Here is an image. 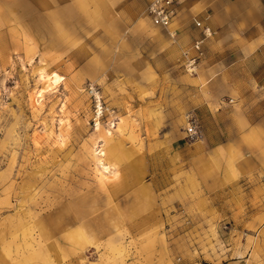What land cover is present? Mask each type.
<instances>
[{
	"label": "rangeland",
	"instance_id": "374dc122",
	"mask_svg": "<svg viewBox=\"0 0 264 264\" xmlns=\"http://www.w3.org/2000/svg\"><path fill=\"white\" fill-rule=\"evenodd\" d=\"M34 6L0 0V264H264L257 83L216 71L211 36L193 80L180 59L196 34L176 17L175 36L114 35L115 8L110 35H68V0ZM43 69L62 78L34 99ZM88 81L114 128L93 127Z\"/></svg>",
	"mask_w": 264,
	"mask_h": 264
},
{
	"label": "crops",
	"instance_id": "0c3cea01",
	"mask_svg": "<svg viewBox=\"0 0 264 264\" xmlns=\"http://www.w3.org/2000/svg\"><path fill=\"white\" fill-rule=\"evenodd\" d=\"M147 1L68 0V35H110L106 26L107 17L111 9L115 8V23L120 26L114 35H152L151 28L156 29L154 26L157 25L145 19L141 12ZM39 2L42 4L46 0H33L35 6ZM194 2L205 8L198 17H204L211 11L207 22L213 30L209 45L212 55L218 59L216 71L233 74L240 72V79L230 75L228 82L239 80L241 87H251L257 83L258 94L261 96L258 99L261 107L257 109L260 112L257 126L264 133V0H181L174 18L181 20L180 31L187 33V36L198 34L191 21ZM39 21L33 20V28L37 30L41 26L40 30L47 34L45 21ZM254 62L256 65L250 64ZM247 65L256 68L252 70ZM246 71L249 74L245 76ZM196 78L194 76L193 80ZM233 85L234 82L230 85L232 89ZM255 136L256 133L250 132L243 138L255 141Z\"/></svg>",
	"mask_w": 264,
	"mask_h": 264
},
{
	"label": "built area",
	"instance_id": "2783aa9c",
	"mask_svg": "<svg viewBox=\"0 0 264 264\" xmlns=\"http://www.w3.org/2000/svg\"><path fill=\"white\" fill-rule=\"evenodd\" d=\"M180 3V0H148L145 8V13L147 17L153 24L161 26L165 29L169 27L173 18L177 13V7ZM211 15L210 12H207L204 17L194 16L192 18L193 25L197 29V35L192 38L191 42L181 49V59L180 63L183 69L189 73L194 74L197 72L198 64L200 59L204 54V41L212 35V28L207 22V17ZM168 35L175 36L177 35L176 31L170 32L168 29ZM84 89L88 93L91 104L92 111L95 114H99L101 120L105 119L109 113L108 106L111 107L112 111L114 108L110 106L103 98V95L98 93L100 92L97 84H90L86 82ZM97 92L98 95L95 93ZM232 101V99H230ZM95 116L91 118L92 123L94 124ZM114 121V119H113ZM198 134V125L196 119L189 114L187 123H186V135L190 138L196 137ZM264 180V174L262 175Z\"/></svg>",
	"mask_w": 264,
	"mask_h": 264
},
{
	"label": "bare ground",
	"instance_id": "6f19581e",
	"mask_svg": "<svg viewBox=\"0 0 264 264\" xmlns=\"http://www.w3.org/2000/svg\"><path fill=\"white\" fill-rule=\"evenodd\" d=\"M156 25V24H155ZM171 25V24H170ZM169 25V27H171ZM158 26V25H157ZM168 27V30L170 31V32H172V30L170 29ZM189 74V73H188ZM189 75H193L194 76V74H189ZM61 76L59 75V74H57V73H47L46 71H44V69L40 72V80L42 81V83H43V87L42 88H40V89H38V91H37V94H35V96L33 97L34 99H35V97H37V98H40V97H42L43 95H44V92H46L47 90H52L53 88H55V86L57 85V83L59 84V81L61 80ZM90 82V81H89ZM90 84H95V83H92V82H90ZM97 95H98V93H100V94H102L101 92H95ZM114 108V111H112L111 109V107H109L108 106V109H109V113L107 114V116L105 117V119H103V120H101L100 118H99V114L100 113H98V114H95L94 112V118H95V121H94V124H93V127H97V124H98V129L99 130H101V123H104V124H111V126H112V128H114L115 127V125L118 123V121H119V117H118V111H117V109L115 108V107H113ZM113 119H114V121H113ZM100 121H101V123H100ZM112 131H110V130H107L106 132H105V135L107 136V137H112ZM201 138V136H199L198 135V137H196V139H200ZM112 139V138H111ZM102 140V139H101ZM104 140V139H103ZM109 142V141H108ZM105 143H107V141L105 140ZM105 143L103 144V145H105ZM105 147V146H104ZM104 147L102 148V149H100V152H101V156H106V158H107V153H106V151H104ZM106 158H104V159H102L101 161V164H102V168L104 169V170H108V171H110V170H112V166H110V165H107L106 163H105V161H106Z\"/></svg>",
	"mask_w": 264,
	"mask_h": 264
}]
</instances>
